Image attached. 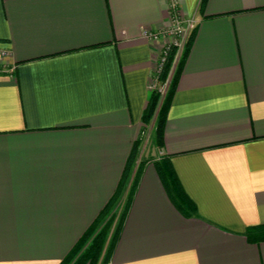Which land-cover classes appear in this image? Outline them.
Here are the masks:
<instances>
[{"label":"crops","instance_id":"0c3cea01","mask_svg":"<svg viewBox=\"0 0 264 264\" xmlns=\"http://www.w3.org/2000/svg\"><path fill=\"white\" fill-rule=\"evenodd\" d=\"M177 6L193 36L105 264H264L242 234L264 222V0ZM168 24L165 0H0V264H56L110 195L161 40L140 30Z\"/></svg>","mask_w":264,"mask_h":264},{"label":"trees","instance_id":"16d2710c","mask_svg":"<svg viewBox=\"0 0 264 264\" xmlns=\"http://www.w3.org/2000/svg\"><path fill=\"white\" fill-rule=\"evenodd\" d=\"M201 1L199 0V3ZM193 28L192 26L187 31L178 52L175 45L169 46L164 61L156 73V85L150 87L141 109L140 121L142 127L149 122L153 115L151 133L153 144L156 147H160L162 144V126L166 108L193 36ZM161 85L163 88L159 89ZM141 130L131 142L114 189L56 264H105L110 249L118 235L143 162L141 158L137 159ZM151 162L173 205L182 214L193 211L194 205L178 183L169 161V154L161 153L157 158L152 159ZM109 228L110 231L107 233ZM242 234L250 242L264 240V222L246 224L243 227Z\"/></svg>","mask_w":264,"mask_h":264},{"label":"built area","instance_id":"2783aa9c","mask_svg":"<svg viewBox=\"0 0 264 264\" xmlns=\"http://www.w3.org/2000/svg\"><path fill=\"white\" fill-rule=\"evenodd\" d=\"M165 1L169 24L167 26H163L157 29H150L145 27L140 30V35L148 41H155L157 39H161L157 48L155 66L153 72L149 76V87H153L156 85V73L159 70L161 63L164 61L169 46L175 45L178 52L182 45L184 36L193 24L192 17L183 16L180 14V11L177 6V0ZM6 53V49L0 47V71L9 70V67H6L3 63H1L2 58H4ZM162 88L163 87L161 85L159 89Z\"/></svg>","mask_w":264,"mask_h":264},{"label":"rangeland","instance_id":"374dc122","mask_svg":"<svg viewBox=\"0 0 264 264\" xmlns=\"http://www.w3.org/2000/svg\"><path fill=\"white\" fill-rule=\"evenodd\" d=\"M152 118H153V115L151 119L149 120V122L143 126L140 132V142L138 145V152H140V155H149L151 151L154 149L153 148L154 144L152 141V133H151ZM110 228L107 230V233H109Z\"/></svg>","mask_w":264,"mask_h":264}]
</instances>
